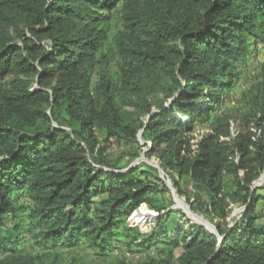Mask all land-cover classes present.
Instances as JSON below:
<instances>
[{"label":"trees","instance_id":"obj_1","mask_svg":"<svg viewBox=\"0 0 264 264\" xmlns=\"http://www.w3.org/2000/svg\"><path fill=\"white\" fill-rule=\"evenodd\" d=\"M258 43L264 0H0V264H56L53 249L101 252L119 233L182 251L116 264H264V194L252 189L264 174V98L254 95L245 134L231 137L218 112ZM196 122L209 131L193 148ZM140 129L177 191L182 178L205 190L220 242L197 224L157 230L164 215L144 234L126 225L140 204L161 212L168 192L148 170L110 163ZM229 204L243 207L230 228Z\"/></svg>","mask_w":264,"mask_h":264},{"label":"rangeland","instance_id":"obj_2","mask_svg":"<svg viewBox=\"0 0 264 264\" xmlns=\"http://www.w3.org/2000/svg\"><path fill=\"white\" fill-rule=\"evenodd\" d=\"M118 27L117 16H113L111 34H114ZM247 55V58L237 65L239 80L234 84L231 93L227 94L224 92L225 95L218 111L226 113L225 115L230 122L231 137H235L238 132L245 134L242 123L244 124L248 118V113L259 115V110L256 109L257 106L253 105L254 95L258 93V100L262 96L264 98V44L258 43ZM110 65L112 70H116L115 59L112 60ZM94 82L95 80H93V84ZM124 110L132 117H137L143 123L147 120L146 115L138 116L139 111L134 107L127 106ZM208 131L209 128L207 126L200 125L198 122L195 123V130L190 134L192 136L190 144L194 145L193 148L202 134ZM250 131L257 132L254 127H251ZM150 149L151 142L143 138L142 129H140L136 136V145L122 144L121 146H115L110 151L109 159L111 164L124 166L121 169L123 171L133 167L146 169L150 172L148 178L151 182H157V179H159L164 182L168 189V192L163 196L165 208L161 212H155L145 204H140L132 212L133 215L131 214L127 218L126 225L137 227L144 234L153 226V220L164 215L163 222L157 230L166 228L172 224V221L177 224V227L171 228V230H176L177 228L187 229L191 224H197L219 238L220 235L216 230V226L219 223L223 228L224 224L217 218L201 211L204 204L208 201L205 190L198 189L188 178H182L176 179L179 188V191H177L169 177V169L161 167L167 165L158 157V154L146 155ZM227 183V186H229L230 181ZM253 184V190L259 188L256 191L257 194H264V174H261ZM229 205L232 207L230 217L227 220V226L230 228L239 224L237 222L243 207ZM256 212L259 214V221L264 223V198L260 199L256 205ZM117 231L119 232L120 230L118 229ZM124 239V235L119 233V236L115 239L117 241L101 252L87 247L84 243L76 247H60L52 251L57 254L56 264H116L118 259L135 263L145 258H160L166 251H171L177 257L182 251L181 247H173L167 243H158L148 249H142L135 244H125ZM20 248L32 252L37 250L36 247L32 248L29 242H23Z\"/></svg>","mask_w":264,"mask_h":264},{"label":"water","instance_id":"obj_3","mask_svg":"<svg viewBox=\"0 0 264 264\" xmlns=\"http://www.w3.org/2000/svg\"><path fill=\"white\" fill-rule=\"evenodd\" d=\"M253 187H254V184L252 185V189H253ZM217 239H218V242H220L221 241V237H217Z\"/></svg>","mask_w":264,"mask_h":264},{"label":"bare ground","instance_id":"obj_4","mask_svg":"<svg viewBox=\"0 0 264 264\" xmlns=\"http://www.w3.org/2000/svg\"><path fill=\"white\" fill-rule=\"evenodd\" d=\"M133 215V214H132Z\"/></svg>","mask_w":264,"mask_h":264}]
</instances>
